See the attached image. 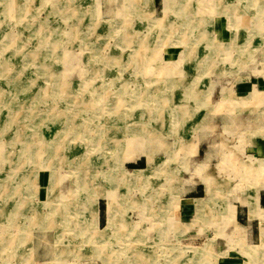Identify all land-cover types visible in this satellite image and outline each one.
Instances as JSON below:
<instances>
[{"label": "rangeland", "instance_id": "1", "mask_svg": "<svg viewBox=\"0 0 264 264\" xmlns=\"http://www.w3.org/2000/svg\"><path fill=\"white\" fill-rule=\"evenodd\" d=\"M124 1L71 0L76 14L62 23L51 10L9 9L1 24L9 21L19 51H31L14 64L26 77L20 84L33 78L42 89L39 96L32 88L18 93L0 68V264H37L35 238L49 264H264V0H126L127 7ZM220 20L231 31L228 40ZM74 22L78 36L93 41L70 47L81 60L71 59L77 67L54 62L55 73L64 70L54 91L33 56L70 43ZM10 41L0 40L2 50L17 47ZM90 52L100 60L92 66L103 69L91 83L105 86L107 104L95 102L79 71ZM110 53L122 56L127 71L117 75L111 57V66L105 63ZM129 53L144 55L148 69L132 70L124 61ZM168 72L174 76L165 79ZM26 94L41 104L21 139L3 124L6 108L26 102ZM53 99L56 117L48 113ZM75 110L93 127L87 136L69 131ZM161 128L172 137L157 136ZM112 140L124 142L120 153ZM46 159L55 166L57 194L82 207L69 209L68 221L54 216L42 224L59 203L47 185L22 189L15 173L23 167L34 173ZM82 168L88 192L79 181ZM42 173L37 183L47 180Z\"/></svg>", "mask_w": 264, "mask_h": 264}, {"label": "bare ground", "instance_id": "2", "mask_svg": "<svg viewBox=\"0 0 264 264\" xmlns=\"http://www.w3.org/2000/svg\"><path fill=\"white\" fill-rule=\"evenodd\" d=\"M67 1L69 2V4H67V2H64L65 4H63L62 0H0V4H1V9H0V28L2 29V30L0 29L2 31V34L0 33V40L2 41L3 39H5L8 36H9V38L11 40L10 42H14V40H15L14 39V34L11 33V31L9 30L10 27H11V24L9 23V21H7V28L5 27L6 24H5V26H4V24L1 25L3 23V21L7 19L8 10L9 9H12V10H14V12H17L16 14H18V15L19 14L20 15H26V14H29V12H31L32 10L35 11L36 9H40V8L51 10L50 13L55 15L57 20L62 23L65 20V18L66 19L73 18L74 15L76 14V11L73 9L74 6L71 3V0H67ZM124 2H123V4H125V7H127L128 6V3H127L128 0H127V2H126V0ZM63 7H66V8L68 7L69 11H63L62 10ZM225 7H223V8H225ZM124 13H126V12H124ZM34 14L35 13H31V15H34ZM110 19L113 20L115 18L111 17ZM239 19H240V22H242V23L245 20L243 15ZM163 24H164L163 26H166V22L165 21L163 22ZM80 27L81 26L77 22H74L72 24L71 33H70L71 35L69 34L70 35V38H69L70 43L67 42V43H65V45H62V44H60L61 43V41H60L58 46H57V47H59L58 49H57V47H55V49L51 48L49 53L45 52L43 57L40 56L41 59L34 58V57H36L35 55L33 56L34 61H36L37 64L43 66V70H44L43 72H46L48 74V80L51 79L50 81H52V85H51L52 88L53 87H57V86L60 87V85H59L60 81L59 80H61L63 78L62 74H63L64 70H66V68L67 69H71L72 67H74V68L77 67L78 60L73 61L74 60L73 59L74 55L70 52V47L73 44H75L76 42L79 43V41L83 42V44H85V43L87 44V41H93L92 37L89 38V36H87L86 34H84L81 37L78 36L77 33L80 31ZM163 29H167V27H163ZM165 37H167V36H163L162 39L159 41V43L161 45H163V46L165 45V43H162L161 41H164L166 39ZM62 38H63V34H62ZM127 38H128L127 34L126 35H122L121 40L123 41V40H125ZM71 42H73V43H71ZM14 44H15V42L13 43V46H17V47H13L14 49H12L11 51L2 50V47L0 46V68H2V70H1L2 75L5 76V77L6 76L7 77L10 76L9 78L14 80V82H13L14 84H13L12 87L16 90V92L23 93L27 89H31L32 88V89L36 90L37 92L39 91V93H38V96H39L40 92H41V89H42V86H40V85L38 86L37 82L34 81L33 78H31V79L29 78V79H27V82H24V83L20 84V82H23L24 79L26 80V77H24V76L22 77L21 75H19L17 73V70H14L15 69L14 64L17 63L16 61H19V59L21 57L23 59V57H25V55H27L29 51H24V52L22 51L21 52V51H19V47H18L17 43H16V45H14ZM141 44H143V42ZM21 46H22V44H21ZM34 53H35V51H34ZM29 55H31V51L29 52ZM116 55H117V53L108 54L106 56L107 59H105V61H106L105 63L110 67L111 64L109 63V58L111 57V62L113 64L112 66H115L117 68V73H118V70H119V73L117 75H120V73H124L125 71H127V66H125V63L122 60V56H119L117 58ZM95 56H96V53L90 52L89 55H88V58L86 59L87 62L84 64V66L82 65L83 67H81L79 69V71H80V73L82 75V78L85 79V81L88 84V86L92 87L93 93L95 94V97H94L95 98V102H98L100 104L101 103L107 104V102H108L107 98H106L107 96H106L105 91H104L105 86H103L102 84L101 85L99 84V85L96 86V85H92V83H91V80L93 78L95 80V77L97 76V74H99V72H102V70H103L101 67L100 68H98V67L95 68L94 66H92V64L99 63V61H100ZM31 57H32V55H31ZM74 58L77 59L78 57H74ZM148 58H149V56H148ZM71 59H73V60H71ZM145 59H146V57L144 55H140L138 57H135L134 55L129 53L128 56H127V59L124 60V61H127V63H131L132 70L135 68L136 71H137V67H139L141 69H144V71H146L148 68L146 66L147 64H145ZM49 62H53V63L50 64ZM54 62L56 64H60L61 66H63L62 67L64 69V70L62 69L63 72H62V70L59 72V74H61V76H59V74L54 72V68H55V63ZM79 62H81L80 59H79ZM141 63L145 64L144 65L145 68L142 67L143 64H141ZM128 67H129V65H128ZM141 71H143V70H141ZM173 72H168L166 75H164V78L165 79H170V77L174 76ZM43 76H45V75H43ZM43 87H44V85H43ZM96 87H97L98 91L97 90L94 91V88H96ZM53 89L55 91V88H53ZM123 89H126V87L123 88ZM54 91H52V92H54ZM26 96H27L26 102L18 103V104H17V102H14V103H11L9 105L10 106L9 108H6L7 109V112H6L7 119H6V123L4 122V124H3V126L6 129H8L6 131L10 135H13V136H15L17 138L19 137L21 139H27L28 138V136L25 133V131L27 130V126H28V121L27 120H29V119L32 120V119H34L36 117V115L38 113V108H39L38 105L41 104V99L38 98V96L36 97L35 94L33 95V97H31V99H30V96L28 94H26ZM119 98H120V96H119ZM45 101L47 102V101H49V99H45ZM118 101H119V103L121 102L120 100H118ZM51 103L54 104V107L51 108L48 113L51 115V117H56V116H58V114L60 112V110H57V108H56L57 104H58L57 100L53 99L51 101ZM110 104H112V103H110ZM115 104H116V102H115ZM77 111L78 110H75V112L73 114H71L72 117L66 121L67 124L69 123L68 124V126L70 127L69 131L70 132L71 131L72 132H76V133H83L85 136H87L88 133L93 130V127H92L91 124H88L85 121V118L82 116V113L79 114ZM79 117H83L82 118L83 120H81V122H77L76 121ZM72 120H74V121H72ZM66 128H68V127H66ZM110 145L116 151H118V153H120L121 150H122V147L125 146L124 142L121 141V140H112V142H110ZM27 149H29V148L26 147L25 151L27 152V157H25V158L27 160H29V161H33L34 157L31 154H29L30 151L27 150ZM47 161H49V160H47ZM54 167L55 166H53V164L49 161L47 163H45V162L44 163H40V165L37 167L38 168L37 171L34 172V173H32L29 170H25L24 167L21 170H19V168L18 169L15 168L17 170L15 173L18 176L19 182L22 185V189L24 188L26 191H28L29 190L28 188L30 187V189L33 191L34 189H36V187L37 188L39 187L41 189L42 187H40V186H42V185L46 186L47 185L48 186L47 188L50 189V194H52L51 199L54 202H58L59 203L57 205L51 204V208H50L49 214L45 215V217L42 218V219H44L42 224H44V222L47 219H49L50 223H53L52 221H54V220H52V217H54V216H59L61 219H63L64 217H66L65 215H67V214H65V213H67V211L69 209H71L73 211H76V208H77V212H79L80 210H78V209L82 208L80 206L76 207L77 206L76 203L68 202L67 200L65 201L60 194H57L55 186H56V183H57V181L59 179H58V177H56L57 175H54V171H53ZM43 170L47 171V173H46L47 180H43V182L39 181V183H37L38 182V181L36 182L37 175L43 174L42 173ZM127 173H129V172H127ZM85 175H86V169L82 168V170L80 171L79 181H80V184L83 187H85V189L88 192V191H91V186L92 185H91V182H89V180L87 178H85ZM131 176H133V174ZM13 191L17 192L18 188L17 187L13 188ZM24 201L23 202L20 201V203L23 204ZM31 209L33 210V213L36 212V209L34 207H32ZM63 220H67V219H63ZM128 254H132V252H130ZM132 257H134V256H131V258Z\"/></svg>", "mask_w": 264, "mask_h": 264}, {"label": "crops", "instance_id": "3", "mask_svg": "<svg viewBox=\"0 0 264 264\" xmlns=\"http://www.w3.org/2000/svg\"><path fill=\"white\" fill-rule=\"evenodd\" d=\"M158 2H157V0H153V4L154 5H156ZM108 7H110V5L108 6ZM107 7V8H108ZM110 9V8H109ZM226 27H224V25H223V23H222V21L220 20V22H219V32L221 33L220 35H221V38L222 39H229L230 38V35H231V31H230V29L228 30V33H226ZM167 54L168 53H166V55H165V59H167L168 61H170V59H174V57L172 56V58H170L169 59V57L167 56ZM171 60V61H172ZM231 87V86H230ZM229 87V88H230ZM231 89H232V87H231ZM225 91V90H224ZM224 91L222 92V94L224 93ZM232 92H234L233 91V89H232ZM222 94H221V97H222ZM251 94V93H250ZM162 127V126H161ZM157 136H162V137H166V138H171L172 136H168L166 133H165V130H162V128H161V131L159 132V134H157ZM151 146H150V150L147 152V154H149L150 153V151H151ZM263 150V152H264V143L261 145V151ZM142 159H140V161H141ZM259 206L261 207V208H264V188L263 189H261L260 190V192H259ZM102 221H103V219H101V215H100V208H99V206H98V227L101 225V223H102ZM105 222H106V220H105ZM261 235H262V233L261 232H259ZM256 235V234H255ZM34 240V251H33V260L35 261V263H37V264H49L50 263V260H48L49 258V256L47 255V254H42V253H40L41 252V248H43V244H42V240L40 239V238H35V239H33Z\"/></svg>", "mask_w": 264, "mask_h": 264}]
</instances>
